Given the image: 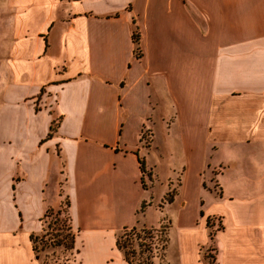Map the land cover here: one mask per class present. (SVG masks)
Returning <instances> with one entry per match:
<instances>
[{
	"label": "crops",
	"instance_id": "0c3cea01",
	"mask_svg": "<svg viewBox=\"0 0 264 264\" xmlns=\"http://www.w3.org/2000/svg\"><path fill=\"white\" fill-rule=\"evenodd\" d=\"M0 81V264H41L31 235L64 200L76 264L82 221L132 227L166 206L177 264H206L207 245L216 264H264V0H0ZM151 111L178 157L166 204ZM114 233L106 260L127 264Z\"/></svg>",
	"mask_w": 264,
	"mask_h": 264
},
{
	"label": "rangeland",
	"instance_id": "374dc122",
	"mask_svg": "<svg viewBox=\"0 0 264 264\" xmlns=\"http://www.w3.org/2000/svg\"><path fill=\"white\" fill-rule=\"evenodd\" d=\"M146 118V125L152 123L155 143L158 145V147L154 146L151 148L150 152L146 155L147 162L154 166V170L158 175L154 181L153 193V200L156 201L163 197L166 190L164 181L166 178L173 176L170 166L172 165L171 163H177L178 157L177 155H173V158L169 157L168 151L171 148L166 142L162 143V139H164L162 121L156 114V111L149 112ZM51 130H54V127ZM140 136V141L143 145L149 146L151 144L152 131L149 128H143ZM151 180H154L153 173L146 170L143 173L142 185L147 189L150 188L153 184H151ZM179 184V176L169 181V190L165 193L163 204H166L165 202L168 198L171 197L172 199L177 192ZM66 204L64 200L60 208H52V211H49L46 216L42 217V228L36 235L34 242L36 247L35 253L39 257L41 264H76L77 262L75 243L72 248L69 240V234L75 235L77 229L71 224V216ZM146 206V203H142L140 211ZM165 210L164 214L154 208L148 210L144 219L133 224L135 227L133 234H128L131 227L123 230L126 227V219L118 213L114 221H112L113 223L104 224L82 221L78 225L81 228L77 242V248L80 250L79 258L81 259L79 261H81V264H117V259L113 256H110L106 260L107 253L111 248L110 237L113 230L115 231V239L116 236H119L122 239V243L125 242L123 251L126 252L128 258L131 260V264H177L179 253L178 220H180V217L177 207L166 206ZM191 210L190 215L193 214L192 216H195L196 208H192ZM57 211L59 212L57 213ZM169 219H171V222ZM209 222L211 229H214L213 226H217V219L210 218ZM88 228H104V230H108L105 241L88 240L86 232H81L82 229ZM61 236L62 243L55 244ZM145 248L147 249L145 250ZM201 255L206 264H215L212 258L213 250L211 245L203 246L201 248Z\"/></svg>",
	"mask_w": 264,
	"mask_h": 264
},
{
	"label": "trees",
	"instance_id": "16d2710c",
	"mask_svg": "<svg viewBox=\"0 0 264 264\" xmlns=\"http://www.w3.org/2000/svg\"><path fill=\"white\" fill-rule=\"evenodd\" d=\"M141 170L144 172V164H143L142 161H141ZM171 200H172L171 197L167 199L168 202H170ZM66 203H67L66 205L69 207V203H68L67 201H66ZM49 211H52V209H47L46 212H45V214H44V216H46L47 213H48ZM58 212H59V211H57V213H58ZM207 226L210 227L209 219L207 220ZM127 228H128V227H124L123 230H127ZM134 229H135L134 226L131 227V228L129 229V233H128V234H133V233H134V232H133ZM58 230H60V229H58ZM145 232H146V231H145ZM149 232H151V231L149 230ZM209 234H210V235H209L210 238H212V234H211V233H209ZM35 238H36V235H31V241H32V246H33V250H34V251H36V247H35V245H34ZM61 238H62V236L59 237L57 243H55V244H61V243H62ZM69 240H70L71 246H72V248H73V247H74V243H75V235H70V234H69ZM115 246H116V248L122 253L123 259L127 262V264H131V263H132L131 260L128 258L126 252L123 251V248H124V246H125V242L122 243V239H120L119 236H116ZM146 249H147V248H145V250H146ZM212 258H213V260H214V257H213V256H212ZM214 261H215V260H214ZM215 264H216V263H215Z\"/></svg>",
	"mask_w": 264,
	"mask_h": 264
}]
</instances>
